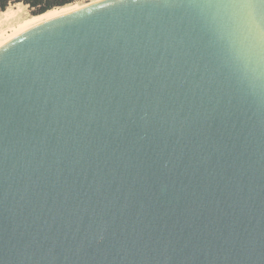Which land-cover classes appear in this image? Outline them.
<instances>
[{
    "label": "water",
    "instance_id": "obj_1",
    "mask_svg": "<svg viewBox=\"0 0 264 264\" xmlns=\"http://www.w3.org/2000/svg\"><path fill=\"white\" fill-rule=\"evenodd\" d=\"M0 264H264V0H99L4 44Z\"/></svg>",
    "mask_w": 264,
    "mask_h": 264
},
{
    "label": "rangeland",
    "instance_id": "obj_2",
    "mask_svg": "<svg viewBox=\"0 0 264 264\" xmlns=\"http://www.w3.org/2000/svg\"><path fill=\"white\" fill-rule=\"evenodd\" d=\"M94 0H75L74 2L48 10L43 14L33 15L27 6L22 3H13L6 8V14L0 12V41L41 22L48 18L69 11L75 7L87 4Z\"/></svg>",
    "mask_w": 264,
    "mask_h": 264
},
{
    "label": "trees",
    "instance_id": "obj_3",
    "mask_svg": "<svg viewBox=\"0 0 264 264\" xmlns=\"http://www.w3.org/2000/svg\"><path fill=\"white\" fill-rule=\"evenodd\" d=\"M75 0H0V12L13 3H22L27 6L28 10L33 15L43 14L53 8L68 5Z\"/></svg>",
    "mask_w": 264,
    "mask_h": 264
},
{
    "label": "bare ground",
    "instance_id": "obj_4",
    "mask_svg": "<svg viewBox=\"0 0 264 264\" xmlns=\"http://www.w3.org/2000/svg\"><path fill=\"white\" fill-rule=\"evenodd\" d=\"M96 1H99V0H94V1H92V2H96ZM79 7V6H78ZM75 8H77V7H75ZM75 8H73V9H75ZM73 9H71V10H73ZM70 11V10H69ZM6 10L3 12V14H6ZM66 12H68V11H66ZM66 12H64V13H66ZM61 14H63V13H61ZM58 15H60V14H58ZM57 14H56V16H58ZM55 17V16H54ZM52 18V17H51ZM49 19V18H48ZM17 35V34H16ZM16 35H12L11 37H9V38H7V39H5V40H2V41H0V48L4 45V44H6L9 40H11L14 36H16Z\"/></svg>",
    "mask_w": 264,
    "mask_h": 264
}]
</instances>
